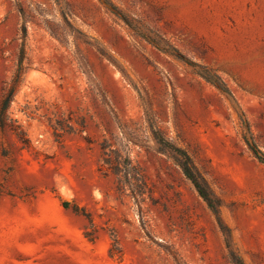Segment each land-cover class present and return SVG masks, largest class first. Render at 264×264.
Instances as JSON below:
<instances>
[{
	"label": "rangeland",
	"instance_id": "374dc122",
	"mask_svg": "<svg viewBox=\"0 0 264 264\" xmlns=\"http://www.w3.org/2000/svg\"><path fill=\"white\" fill-rule=\"evenodd\" d=\"M156 132L264 264V0H0V264H233Z\"/></svg>",
	"mask_w": 264,
	"mask_h": 264
},
{
	"label": "trees",
	"instance_id": "16d2710c",
	"mask_svg": "<svg viewBox=\"0 0 264 264\" xmlns=\"http://www.w3.org/2000/svg\"><path fill=\"white\" fill-rule=\"evenodd\" d=\"M26 27L23 28V36H26ZM169 52L174 54L179 59L185 61L187 64L192 66H198L197 62L193 61L186 55L182 54L178 49L173 47ZM200 74L206 78L208 81L218 85L223 90H228L225 83L222 81L221 77L217 74H212L208 71H200ZM1 126L3 125V121L1 119ZM157 141L166 148H169V150L174 153L178 157V164L181 166L183 173L185 176L191 180L193 185L195 186L196 190L198 191L199 195L207 202L208 206L211 208L213 213L216 216L217 223L219 225V228L224 236V240L226 243V248L228 250V256L230 261L233 264H247L243 258L238 254V252L234 248L233 239L231 235V229L229 226L224 222L221 213H220V201L217 199L212 191L209 189L203 178L201 177L200 173L197 171L195 165L192 162L191 157L185 151L184 149L173 145L168 140H166L162 135H160L158 132H156L155 135ZM252 150L256 157L264 162V154L257 149V147L253 144H251Z\"/></svg>",
	"mask_w": 264,
	"mask_h": 264
}]
</instances>
